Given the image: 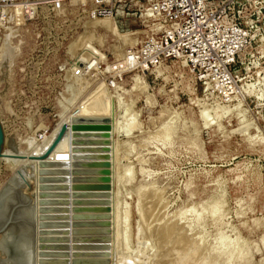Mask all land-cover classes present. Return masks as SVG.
Returning a JSON list of instances; mask_svg holds the SVG:
<instances>
[{"label":"rangeland","instance_id":"1","mask_svg":"<svg viewBox=\"0 0 264 264\" xmlns=\"http://www.w3.org/2000/svg\"><path fill=\"white\" fill-rule=\"evenodd\" d=\"M51 1L27 0L31 16L0 30V194L17 185L32 227L36 157L60 125L95 114L109 116L110 129L108 158L83 156L57 172L62 238L48 242L50 264H264V45L240 51L227 93L208 91L174 61L110 70L148 32L146 0H118L111 20L88 18V0ZM87 60L96 64L82 77L64 71ZM67 134L52 165L66 164L53 159L69 151ZM220 239L234 245L231 256Z\"/></svg>","mask_w":264,"mask_h":264},{"label":"built area","instance_id":"2","mask_svg":"<svg viewBox=\"0 0 264 264\" xmlns=\"http://www.w3.org/2000/svg\"><path fill=\"white\" fill-rule=\"evenodd\" d=\"M117 1L88 0L82 11L92 20H111ZM30 9L27 0H0V30L10 18L31 16ZM139 17L148 32L110 70L150 71L174 61L187 67L204 89L227 93L240 51L264 45V0H146ZM94 64L87 60L84 69L73 70L69 63L64 71L82 77Z\"/></svg>","mask_w":264,"mask_h":264},{"label":"water","instance_id":"3","mask_svg":"<svg viewBox=\"0 0 264 264\" xmlns=\"http://www.w3.org/2000/svg\"><path fill=\"white\" fill-rule=\"evenodd\" d=\"M120 15L119 10L117 9L116 16ZM115 16V17H116ZM73 70H76V67H73ZM70 124L68 128L67 123H62L58 128L56 134L47 145L45 150L36 158L41 161L39 163L38 169V186H37V202L35 208V233L34 239L32 242V251H34L33 258L29 259L30 264H50L51 263V251L52 249L49 247L48 242L51 241H59L60 236H58L59 222L56 219L57 204L61 203L59 199L55 196V192L53 191V182L59 179V171L65 170L66 167L72 163L73 160L80 157H89L96 159H104L109 157V152L107 150V146L100 147H90L87 150L84 148H80L78 146H74L75 144H80L82 142H99L100 138L104 144L109 141V129H110V118L107 115H82V114H73L70 117ZM69 129V151H67L62 156H56V161H66L65 165L60 166V163H55L54 165L49 164L48 156L55 149V147L59 144L62 138L65 136V133ZM99 131H103L100 133ZM5 146V134L3 130L2 123L0 121V159L3 155V149ZM97 148V149H96ZM99 149V150H98ZM46 160V161H45ZM52 163V162H50ZM54 163V162H53ZM100 173L104 174L101 176L102 180H107L108 177L105 176L108 173V169L105 164L100 168ZM21 175V172H19ZM22 203V202H21ZM21 203L14 202L13 205H9V215L6 219L0 222V235L1 237H8V229L17 227L20 224L21 218L19 217L18 212L19 206ZM8 212V211H7ZM104 232H109L107 227L102 229ZM9 242V241H8ZM59 247L63 246V248L67 247V244L61 243L58 244ZM66 253V252H63ZM2 249L0 248V264H17L14 260L9 261L3 259L2 257ZM6 256V255H5Z\"/></svg>","mask_w":264,"mask_h":264},{"label":"bare ground","instance_id":"4","mask_svg":"<svg viewBox=\"0 0 264 264\" xmlns=\"http://www.w3.org/2000/svg\"><path fill=\"white\" fill-rule=\"evenodd\" d=\"M90 54V53H89ZM77 59V58H76ZM91 59V58H89ZM76 97V96H75ZM82 115H89V114H82ZM68 130V129H67ZM100 133H102L103 131H99ZM68 134H67V131L65 133V136L67 138ZM63 137V138H64ZM62 138V140H63ZM61 140V141H62ZM100 141L99 142H95V143H98L100 144L99 146L97 147H100L102 144H104V142H102L101 140H103L102 138L99 139ZM60 141V142H61ZM65 141V140H63ZM68 141V140H67ZM59 142V143H60ZM62 144V142H61ZM66 144V143H65ZM64 145V143H63ZM68 145V144H67ZM67 145L66 148H67ZM59 146V144H58ZM103 146V145H102ZM57 147V146H56ZM55 147V148H56ZM62 147V146H61ZM65 148V149H66ZM61 149V148H60ZM4 150V149H3ZM54 151V150H53ZM52 151V152H53ZM64 151V150H63ZM51 152V153H52ZM3 156V155H2ZM51 154L47 157L48 159V162L49 164L52 165V163H50L51 161ZM2 158V157H1ZM1 161V159H0ZM46 161V160H45ZM41 162V161H40ZM39 162V163H40ZM37 168V167H36ZM39 169V168H38ZM38 169L37 170V173H38ZM130 170V169H129ZM32 174L35 173V172H31ZM16 175V174H15ZM37 175V174H36ZM35 175V176H36ZM33 176V177H35ZM15 177V176H14ZM17 177V176H16ZM15 177V178H16ZM29 177V175H28ZM19 178V181L20 182V177ZM38 178V176H37ZM33 179V178H32ZM26 180V179H25ZM24 181V180H23ZM22 181V182H23ZM27 181V180H26ZM30 181V180H29ZM35 182H37V186H38V180H33ZM10 182V181H9ZM12 182H14V180L11 179V184ZM17 183V182H16ZM21 183V182H20ZM27 183V182H26ZM19 184V183H18ZM10 185V184H8ZM28 185V184H27ZM11 187L8 186V188H6L4 191V193L0 194V222H2L4 219H6L8 217V213H9V205H13L14 202H22L21 205L19 206V209H18V212L16 214L19 215V217L21 218V222L20 224L17 226V227H13V228H9L8 229V237L5 238V236H3L0 240V248L2 249V257L3 259H6V260H9V261H15L17 264H30L29 262V259L30 258H33L34 256V251H32V233L34 232L35 233V230L33 232H31V228H33V222H32V227H31V210H30V206H27V204L25 203V200L21 194V192H17L16 191V187L17 185L15 186H12L10 185ZM24 186V185H22ZM36 186V185H35ZM15 187V188H14ZM26 188V186L24 187ZM25 190V189H24ZM94 190V189H93ZM99 190V189H98ZM26 191V190H25ZM100 191V190H99ZM104 192V191H103ZM36 193V192H34ZM37 194V193H36ZM36 198V196H35ZM37 198H38V195H37ZM37 202V200H36ZM217 203V202H216ZM30 205V203L28 204ZM108 205V204H107ZM218 205V204H217ZM32 206V205H31ZM214 206V205H213ZM216 206V205H215ZM106 207V206H105ZM33 210V209H32ZM8 211V212H7ZM104 212V211H103ZM199 212V211H198ZM32 214L34 215V212H32ZM211 214H215V211L214 213H211ZM123 217V216H122ZM198 217V216H197ZM196 217V219H197ZM102 219V218H101ZM214 219V218H213ZM34 233H33V236H34ZM150 240V239H149ZM9 241V242H8ZM221 242H219L222 246H220L219 248L223 247V250H227L228 252V255H232V253H229V252H233L234 250V245L229 242V241H226V240H222L220 239ZM233 249V250H232ZM56 250V249H55ZM61 250V249H60ZM218 250V249H216ZM222 250V251H223ZM219 251H221V249H219ZM221 251V252H222ZM224 252V251H223ZM227 252H225L224 254H227ZM223 254V255H224ZM6 255V256H5ZM54 256V255H53ZM228 258V257H227Z\"/></svg>","mask_w":264,"mask_h":264}]
</instances>
